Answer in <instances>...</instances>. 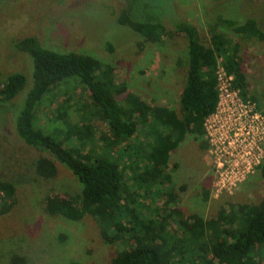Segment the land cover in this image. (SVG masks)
Listing matches in <instances>:
<instances>
[{"label": "rangeland", "instance_id": "374dc122", "mask_svg": "<svg viewBox=\"0 0 264 264\" xmlns=\"http://www.w3.org/2000/svg\"><path fill=\"white\" fill-rule=\"evenodd\" d=\"M123 12L134 21L160 23L167 34L158 42L144 39L117 23ZM218 18L238 25L252 19L264 33V0H0V86L10 74L25 76L24 88L15 98L0 102V180L15 187L12 204L0 202V206L11 205L0 214V264H110L125 244L105 241L89 213L78 221L45 213L47 195L75 197L82 185L58 162L54 178L39 176L36 162L47 153L16 134L15 120L33 85L32 58L15 49L17 42L33 36L55 52L91 55L115 67L116 81L125 85L127 93L150 105L177 110L185 85L187 49L185 36L174 28L181 22L194 25L201 43L208 46ZM227 38L241 59L246 96L264 114V41L234 33ZM83 89L77 77L52 87L35 107L33 127L66 147L77 146L68 130L90 119L86 112L81 116L82 105L89 101ZM93 129L99 138L108 128L94 121ZM204 146L187 136L170 153L169 182L159 177L155 181L139 178L134 183L138 171L127 173L124 182L129 192L121 195L131 201L122 204L126 208L140 204L138 209L157 226L165 220V232H170L177 230L180 220L172 212L174 207L181 218L196 215L209 220L227 204L252 205L264 198L259 169L231 194L215 195L212 160ZM171 189L178 196L174 203L170 202ZM177 234L181 236L179 229Z\"/></svg>", "mask_w": 264, "mask_h": 264}, {"label": "trees", "instance_id": "16d2710c", "mask_svg": "<svg viewBox=\"0 0 264 264\" xmlns=\"http://www.w3.org/2000/svg\"><path fill=\"white\" fill-rule=\"evenodd\" d=\"M117 23L155 42L167 34L162 24L134 21L124 12ZM174 31L185 36L187 49L185 85L177 110L150 105L127 93L125 85L116 81L115 67L91 55L55 52L44 48L33 36L17 42L15 49L32 58L33 85L15 120L16 134L26 144L47 153L48 156L36 162L39 176L54 178L58 162L82 185L80 194L75 197H61L51 192L44 200V211L72 221L89 213L98 222L105 241L125 243L110 264H263L264 198L252 205L227 204L228 208L222 207L217 217L209 220L196 215L181 218L182 214L174 207L172 212L180 217L177 230L181 236L177 230L165 232L163 219L157 226L138 209L140 204L136 208L124 206L126 200L131 201L124 197L125 192H129L128 183L124 182L127 173L138 171L131 175L134 183L139 178L155 181L159 177L169 182L166 170L170 153L187 136L204 146V120L217 104L218 60L233 76L234 87L247 98L241 60L227 34L264 41V33L252 19L238 25L218 18L211 28L208 46L201 43L194 25L181 22ZM71 77H77L88 93L89 101L82 105L81 116L86 112L91 120L68 130L69 138L73 137L78 143L70 148L35 129L33 120L35 107L43 96ZM24 85L23 74H10L0 86V102L15 98ZM94 121H101L108 128L99 138L94 135ZM206 146L208 148L207 142ZM258 169L264 179V163ZM139 171L142 173L138 175ZM169 197L171 203L178 200L172 189ZM14 198V185L0 180V202L7 200L12 204ZM4 206H0V214L11 205Z\"/></svg>", "mask_w": 264, "mask_h": 264}, {"label": "built area", "instance_id": "2783aa9c", "mask_svg": "<svg viewBox=\"0 0 264 264\" xmlns=\"http://www.w3.org/2000/svg\"><path fill=\"white\" fill-rule=\"evenodd\" d=\"M220 61L215 72L217 104L203 124L215 195L231 194L264 163V114L234 87L233 76Z\"/></svg>", "mask_w": 264, "mask_h": 264}, {"label": "crops", "instance_id": "0c3cea01", "mask_svg": "<svg viewBox=\"0 0 264 264\" xmlns=\"http://www.w3.org/2000/svg\"><path fill=\"white\" fill-rule=\"evenodd\" d=\"M248 39H250V38H248ZM241 60V59H240ZM242 67V66H241ZM244 73V72H243ZM245 74V73H244ZM247 98H250V97H247ZM252 99V98H251Z\"/></svg>", "mask_w": 264, "mask_h": 264}]
</instances>
